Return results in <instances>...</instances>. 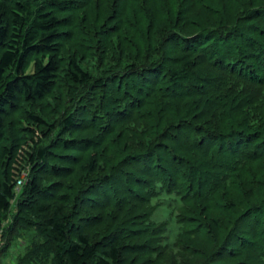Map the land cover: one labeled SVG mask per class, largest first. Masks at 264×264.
<instances>
[{"label":"trees","instance_id":"trees-1","mask_svg":"<svg viewBox=\"0 0 264 264\" xmlns=\"http://www.w3.org/2000/svg\"><path fill=\"white\" fill-rule=\"evenodd\" d=\"M0 234L14 264H264V0H0Z\"/></svg>","mask_w":264,"mask_h":264},{"label":"rangeland","instance_id":"rangeland-1","mask_svg":"<svg viewBox=\"0 0 264 264\" xmlns=\"http://www.w3.org/2000/svg\"><path fill=\"white\" fill-rule=\"evenodd\" d=\"M168 217V213L165 212V211H160V212H157V214L154 216V221H161V220H164L165 218ZM177 225L175 223V221H171L170 223V226H169V229H168V233H167V237L169 240H174V238L176 237V234H177ZM2 239V237H0V240ZM2 242H1V246H2ZM19 252H15L14 254H19V253H23V249L22 250H18ZM14 262H16V260L14 261L13 260V257H12V254L10 253L8 256L6 257H1L0 258V264H14Z\"/></svg>","mask_w":264,"mask_h":264},{"label":"built area","instance_id":"built-area-1","mask_svg":"<svg viewBox=\"0 0 264 264\" xmlns=\"http://www.w3.org/2000/svg\"><path fill=\"white\" fill-rule=\"evenodd\" d=\"M28 179V173L27 172H23L17 182V189L20 190V188L26 183ZM1 237V234H0ZM0 249H1V241H0Z\"/></svg>","mask_w":264,"mask_h":264}]
</instances>
